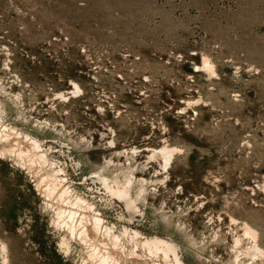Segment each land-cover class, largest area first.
Here are the masks:
<instances>
[{"label":"rangeland","instance_id":"obj_1","mask_svg":"<svg viewBox=\"0 0 264 264\" xmlns=\"http://www.w3.org/2000/svg\"><path fill=\"white\" fill-rule=\"evenodd\" d=\"M205 55L219 79L203 70ZM13 74L40 102L33 115L55 104L45 116L66 120L70 109L88 128L110 126L128 144L153 147H163L166 123L176 133L169 143L183 148L173 169L180 206L197 236L218 228L228 241L205 256H233L230 230L241 234L233 218L257 228L264 246V0H0V77ZM70 80L85 95L62 104L56 94H70ZM192 99L203 102L190 107ZM20 206L13 190H0L13 235ZM33 232L38 248L20 232L11 241L14 264H62L45 225L37 220Z\"/></svg>","mask_w":264,"mask_h":264},{"label":"clouds","instance_id":"obj_2","mask_svg":"<svg viewBox=\"0 0 264 264\" xmlns=\"http://www.w3.org/2000/svg\"><path fill=\"white\" fill-rule=\"evenodd\" d=\"M204 60L215 68L210 57L205 55ZM200 70L197 66L196 71ZM235 71L239 74L241 69ZM248 71L260 69L252 65ZM211 77L219 79L215 71ZM69 83L75 90L57 94L62 104L85 95L78 81ZM233 96L237 102L242 99L239 91ZM202 102L188 101L190 107ZM39 103L21 77H0V190L6 195L13 190L22 205L17 208L14 235L6 226V217H0V264H14L11 241L17 232L39 247L31 239L37 220L45 225L48 246H54L62 264H187L189 257L198 264H245L242 238L234 230H230L235 237L229 246L230 259L205 256L215 253L214 245L228 241L218 228L197 236L190 209L180 206L178 195L184 188L176 183L180 176L173 180V169L183 157V148L169 143L176 133L166 123L161 130L163 147L140 146L122 141L110 126L100 132L73 121L70 109L61 111L69 116L66 120L45 116L56 110L55 104L33 115ZM97 111L106 113L100 106ZM217 219L222 222L221 217ZM232 224L247 229L254 238L259 236L247 223L233 218ZM249 247L257 254L248 257L247 264L264 260V249L255 243Z\"/></svg>","mask_w":264,"mask_h":264},{"label":"bare ground","instance_id":"obj_3","mask_svg":"<svg viewBox=\"0 0 264 264\" xmlns=\"http://www.w3.org/2000/svg\"><path fill=\"white\" fill-rule=\"evenodd\" d=\"M202 63H203V70L205 72H207L209 75H211V73L213 71H215V68H213L210 64H208L205 60L204 57H202ZM216 72V71H215ZM75 89L72 88V91H74ZM71 92V91H70ZM57 96V94H56ZM76 99V98H75ZM165 153H161V155H165ZM179 160V158L177 159ZM264 186V185H263ZM244 222V221H243ZM230 223H232V219H230ZM247 223V222H244ZM248 224V223H247ZM249 226H251L250 224H248ZM256 232L259 233V236L254 238L253 237V233L247 232V229H244L242 226H240V230H241V234L236 235V237H241V249L245 252V256L242 258L245 261V264H247V259L248 257H250L251 255H256L257 253H255L254 249H252L251 247H249L250 245H252L253 243H255V245L261 249H264V246L262 244V236L260 235V232L258 231L257 228H254V226H251ZM235 237H233V243H234ZM232 243V244H233ZM231 244V245H232ZM257 261H261V260H257Z\"/></svg>","mask_w":264,"mask_h":264}]
</instances>
